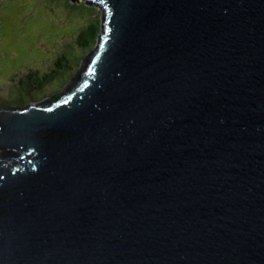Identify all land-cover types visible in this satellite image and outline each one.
<instances>
[{
	"label": "water",
	"instance_id": "95a60500",
	"mask_svg": "<svg viewBox=\"0 0 264 264\" xmlns=\"http://www.w3.org/2000/svg\"><path fill=\"white\" fill-rule=\"evenodd\" d=\"M85 4L75 75L0 108V264H264V0Z\"/></svg>",
	"mask_w": 264,
	"mask_h": 264
},
{
	"label": "rangeland",
	"instance_id": "374dc122",
	"mask_svg": "<svg viewBox=\"0 0 264 264\" xmlns=\"http://www.w3.org/2000/svg\"><path fill=\"white\" fill-rule=\"evenodd\" d=\"M102 13L85 0H0V108H26L59 93L95 47H80L78 33ZM61 56L67 66L56 69ZM54 70L41 86L27 78Z\"/></svg>",
	"mask_w": 264,
	"mask_h": 264
},
{
	"label": "trees",
	"instance_id": "16d2710c",
	"mask_svg": "<svg viewBox=\"0 0 264 264\" xmlns=\"http://www.w3.org/2000/svg\"><path fill=\"white\" fill-rule=\"evenodd\" d=\"M100 31H101L100 22L95 21L94 23H90L87 27L83 28L78 33L76 43L82 48H90L92 44L95 46ZM67 61L68 60L65 56L58 57L55 63L56 69L65 68L67 66ZM35 73L36 72L29 71L27 73V78L31 82L38 83L41 86V84L43 83L47 84L48 82H50L53 76L56 74V71L54 70L52 74H43L44 76L41 78H37ZM55 97H53L51 100H54ZM44 104H49V101H46Z\"/></svg>",
	"mask_w": 264,
	"mask_h": 264
}]
</instances>
